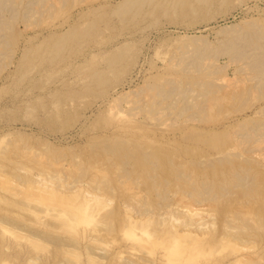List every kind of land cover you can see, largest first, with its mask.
Masks as SVG:
<instances>
[{
	"label": "rangeland",
	"instance_id": "rangeland-1",
	"mask_svg": "<svg viewBox=\"0 0 264 264\" xmlns=\"http://www.w3.org/2000/svg\"><path fill=\"white\" fill-rule=\"evenodd\" d=\"M5 1L0 262L264 264V154L246 149L264 145V73L236 70L251 44L264 54V0ZM187 76L228 85L166 84ZM164 84L166 93L156 90ZM28 171L67 190L65 218L27 198L31 188L4 182ZM203 184L216 194L211 204L188 196ZM85 201L87 221L77 216ZM144 209L150 236L136 229L135 242L129 221ZM172 226L206 235H183L191 250L158 261Z\"/></svg>",
	"mask_w": 264,
	"mask_h": 264
},
{
	"label": "bare ground",
	"instance_id": "bare-ground-1",
	"mask_svg": "<svg viewBox=\"0 0 264 264\" xmlns=\"http://www.w3.org/2000/svg\"><path fill=\"white\" fill-rule=\"evenodd\" d=\"M5 0H3V1H0L1 2V4H3V2H4ZM10 1V0H9ZM9 1H7V2H9ZM129 1V0H128ZM137 1V0H136ZM200 1V0H199ZM6 2V1H5ZM11 2H12V0H11ZM123 2H124V0H123ZM125 2L126 3H128L126 0H125ZM124 2V3H125ZM134 2V1H133ZM204 2H206V1H204ZM10 3V2H9ZM126 3H125V5H126ZM131 3V2H130ZM178 3V2H177ZM1 4H0V6H1ZM132 4V3H131ZM7 5V4H6ZM124 5V4H123ZM5 6V5H4ZM2 7V6H1ZM124 8H125V6H123ZM128 7V6H127ZM125 8V9H128V8ZM1 9V8H0ZM120 9H121V7H120ZM193 10V9H192ZM35 11V10H34ZM125 11V10H124ZM116 12V11H115ZM11 14V13H10ZM17 14V13H16ZM15 14V15H16ZM175 14V13H174ZM12 17V16H11ZM16 17V16H15ZM9 18V17H8ZM13 18H14V15H13ZM10 19V18H9ZM8 19V20H9ZM7 20V21H8ZM10 22V21H9ZM6 24V23H5ZM9 25H11V23H9ZM9 25L7 26V24H6V28H9ZM13 25H11V27H12ZM16 27V26H15ZM0 29H2V27H0ZM2 30H5V31H7L8 32V30H6V29H2ZM18 30H19V28H18ZM252 31V30H251ZM254 31H255V29H254ZM3 33V32H2ZM6 33V32H5ZM69 33V32H68ZM246 33V32H245ZM248 33V32H247ZM249 34H250V31H249ZM64 35V34H63ZM257 35V34H256ZM65 36V35H64ZM63 36V37H64ZM247 36H248V34H247ZM246 36V37H247ZM251 36V35H250ZM249 36V37H250ZM253 36H254V33H253ZM62 37V38H63ZM243 37H245V36H243ZM256 37V36H255ZM62 38H60V39H62ZM242 38V37H241ZM59 39V40H60ZM257 38H255V40H256ZM242 40H244V38L242 39ZM247 40V39H246ZM245 40V41H246ZM234 41H235V39H234ZM233 41V45H234V42ZM248 41V40H247ZM246 41V42H247ZM252 41V40H251ZM258 41V40H257ZM260 41H261V39H260ZM241 42V41H240ZM243 42V41H242ZM246 42H244V43H246ZM244 43H241L242 44V46H248V44H246V45H243ZM250 43H252V42H250ZM250 43H249V45H250ZM261 43V42H260ZM259 43V44H260ZM259 44H254L253 43V45L251 44V46H255V48L259 51L261 48L258 46ZM114 46V45H113ZM62 47V46H61ZM261 47H262V45H261ZM243 48V47H242ZM241 48V49H242ZM245 48V47H244ZM258 48H260V49H258ZM248 49V47L245 49V50H247ZM252 49V48H251ZM250 48H249V50L250 51H252L253 53L252 54H250V55H248V56H245L246 54L245 53H247L248 54V52H249V50H248V52H243V51H239V52H241V53H239L238 52V54H237V56L240 54V55H242V56H240L239 55V58H243V59H246V58H251L250 56H253L251 59H250V61H249V59H247V61H246V64H244V66H238V68H236V70L238 69L239 71L240 70H244V69H247V68H249V69H254V70H257V71H259L260 73L262 72V73H264V54L261 56V52H254L253 50H256V49H253V50H251ZM264 50V49H263ZM250 53V52H249ZM260 54L259 56L257 55V56H255L256 54ZM237 56H236V59H238L237 58ZM121 58V57H120ZM239 61H240V59H239ZM243 60L241 59V62H242ZM245 61V60H244ZM243 61V62H244ZM249 61V62H248ZM248 62V63H247ZM114 64V63H113ZM184 69V71H186V69L187 68H183ZM201 69H199L198 70V72L200 71ZM248 70V69H247ZM207 72H209L210 73V71H207ZM207 72H204L205 74L207 73ZM242 71H240V73H241ZM250 72V71H249ZM253 72V71H252ZM255 72V71H254ZM259 72H257V73H259ZM244 73H245V71H244ZM251 73V72H250ZM199 74V73H198ZM203 74V73H202ZM201 74V75H202ZM211 74V73H210ZM191 75V74H190ZM200 75V76H201ZM257 74H255V77H257L256 76ZM207 77H208V79H210L209 77H210V75L208 76V75H206ZM205 76V77H206ZM249 76V75H248ZM252 76V75H251ZM260 76H263L262 74H260ZM201 77H204V76H201ZM212 77V76H211ZM214 77V76H213ZM219 77V76H218ZM221 77V76H220ZM187 78L188 79H185L184 81L183 80H168V81H166V84L167 83H169L170 81H173L174 83H177L178 84V86L184 91V90H186L189 86H191L192 87V85H193V87H194V85L196 86H199V85H202V86H209V87H216V88H220L221 86H227L228 85V83L226 84H219V83H217V82H215V78L214 79H212L211 78V80H206L205 78H200V79H198L197 78V76H187ZM258 79V81L260 80V78L259 77H257L256 78V80ZM218 80H220V79H218ZM262 80V79H261ZM217 81V80H216ZM260 82V81H259ZM264 84V81L263 82H261L260 84ZM259 84V83H258ZM262 84V85H263ZM147 86H151L152 84H146ZM256 85V84H255ZM262 85H257V86H259V89L258 90H260V86H262ZM253 86H254V84H253ZM263 87V86H262ZM155 88H156V90L157 91H159V90H162V89H164L165 88V84L164 85H158V86H155ZM205 89H206V87H204ZM218 88V89H219ZM222 88V87H221ZM245 88V87H244ZM257 88V87H256ZM169 88L168 87H166L163 91L166 93V91L168 90ZM189 89V88H188ZM191 89V88H190ZM190 91V90H189ZM208 92V91H207ZM250 92V91H249ZM165 93H163V92H160V94L161 95H163L164 97H166L167 96V94H165ZM185 93V92H184ZM209 93V92H208ZM247 94H249L248 92H246ZM166 95V96H165ZM234 99V98H233ZM201 105H199V107H200ZM238 106H240V105H238ZM199 109V108H198ZM238 109V108H237ZM261 125H264V123L263 124H261ZM253 130V129H252ZM259 130V129H258ZM255 131H256V129H255ZM264 131H261V133L262 134H264L263 133ZM256 132H254V134H255ZM259 133V132H258ZM248 136L250 135V134H247ZM252 136V135H251ZM257 136H259V134L257 135ZM247 137V136H246ZM260 138V137H259ZM259 138L258 137H256L255 138V140L256 139H258L259 140ZM250 140H251V138H249ZM249 139H248V141H249ZM261 140H263V139H261ZM261 142V141H260ZM246 145H248V143L246 144ZM246 149H248V151L249 150H252L253 152L255 151H258L257 153H259V154H264V145L262 146V145H256V148H253V146H249V147H246ZM247 151V152H248ZM140 155L142 156V157H147L148 155H149V153H147V152H140ZM145 160V159H144ZM211 165H212V163H211ZM17 168V167H16ZM17 169H19V168H17ZM22 169H26V170H28L26 167H24L23 168V166H21V170ZM6 175V174H5ZM52 175V174H51ZM1 176V175H0ZM46 177H47V175H46ZM46 177H44L43 176V174H39L38 176H34V173L33 172H31V171H28V172H26V174H25V176L24 177H21V178H18V176L17 177H12V176H9V177H4V182L5 183H15V184H19V185H21L22 187L24 186V187H28L29 189L31 188V192L30 193H34L33 194V196L31 195V194H27V195H29L27 198H29V197H32V199H34V201L36 202V203H40V202H42V203H40V205H45V206H43V208H45L46 207V204H49V205H47V207L45 208V209H47V210H49L50 208H48L49 206H51L52 204V206H57L58 207V205L60 206V205H64L65 204V206H61V207H53L52 209L53 210H55V211H58V212H60L61 214H63V217L65 216H67V190H65V191H63V189H60V187L59 186H62L63 188L64 187H66L63 183H59L60 185L58 186L59 188H57V186L55 187V186H52V187H50V186H48L47 184H46ZM49 177H51V176H48V179H49ZM18 178V179H17ZM57 179V178H56ZM62 179V178H61ZM64 179V178H63ZM242 179V178H241ZM246 179V178H245ZM52 180H54V178L52 179ZM67 181V180H66ZM241 181V180H240ZM246 181V180H245ZM48 182V181H47ZM65 182V181H64ZM50 183V182H49ZM56 183V182H55ZM66 184V183H65ZM7 185V184H6ZM52 185V184H51ZM14 186V185H13ZM68 186V185H67ZM78 186V185H77ZM16 187V186H15ZM67 188V187H66ZM65 188V189H66ZM33 189V190H32ZM210 190H211V186H209L208 184H203L202 186H198V187H196L195 189H194V192H188V196H192V198H193V200L194 201H196L198 204H202V201H207V202H209L210 204L213 202L212 200L216 197V194H214V193H211L210 192ZM16 191V190H15ZM74 191V190H73ZM25 192V191H24ZM93 191H91V190H88V189H86L85 190V193H84V196H86V197H92V196H94V197H92L95 201H97L98 200V197L97 196H102L101 194H99V195H97L98 193L96 192H94L95 194L94 195H92L93 193H92ZM72 194V193H71ZM183 194V193H182ZM190 194V195H189ZM26 195V194H25ZM97 195V196H96ZM181 195V194H180ZM186 195V194H185ZM26 197V196H25ZM97 198V199H96ZM38 201H36V200ZM84 199H85V197H84ZM92 199V200H93ZM191 199V198H190ZM69 200V199H68ZM85 200H87V199H85ZM89 200V199H88ZM29 201H31V200H29ZM40 201V202H39ZM70 201V200H69ZM168 201V200H167ZM167 201H166V203H167ZM211 201V202H210ZM99 202V201H98ZM189 202V201H188ZM196 202H194V203H196ZM199 202H201V203H199ZM204 202H203V204H204ZM206 202V203H207ZM45 203V204H44ZM89 203H90V201H85V205L86 206H83L84 208H82V207H78V210H80L81 208V210H80V212H81V216L80 215H78L80 212H78L77 210H76V212H74V213H77L78 212V214H77V216H79L80 218H84L85 216H83V215H89V216H92V214H91V209L90 208H92L91 207V204H90V206H88L89 205ZM191 203V202H190ZM193 203V202H192ZM93 204V203H92ZM97 204V203H96ZM95 204V205H96ZM101 204V203H100ZM17 205V204H16ZM39 205V206H40ZM71 205V204H70ZM84 205V204H83ZM102 205V204H101ZM170 205V204H169ZM209 205V204H208ZM93 206V205H92ZM100 206V205H99ZM167 206V205H166ZM40 207H42V206H40ZM77 207V206H76ZM168 207V206H167ZM30 208V207H29ZM94 208V207H93ZM45 209H44V211H45ZM96 209V208H95ZM102 209V208H101ZM41 210H43V209H41ZM46 210V211H47ZM187 210V209H186ZM191 210V209H190ZM151 210L150 209H144V210H142V211H140V212H138L137 214H135V215H131L132 216V218H131V220L129 221V223H130V226H131V228L132 229H135V231H133L132 229H130V230H132V232L130 231L129 232V234H130V237L133 239V241H135V242H139V240H140V238H141V235H140V233H143V235H146V236H148L149 234H150V232L149 231H146V229L147 228H145V226H144V223L143 222H147L146 224L148 225L149 224V222L151 223V218H152V216H153V214H151V213H153V212H150ZM30 212V211H29ZM71 213H72V211H70ZM47 213V212H46ZM53 213V212H52ZM60 213L58 214V215H60ZM190 213L192 214L193 213V211H190ZM43 214V213H42ZM57 214V213H56ZM83 214V215H82ZM91 214V215H90ZM55 216V215H54ZM57 216V215H56ZM74 216V215H73ZM71 216L72 217V219L73 218H77V216ZM242 216V215H241ZM64 217V218H65ZM71 217H70V219H71ZM129 217H130V215H129ZM160 217H161V215H160ZM82 218V219H83ZM86 218L87 217H85V220H86ZM82 219H80V222H83V220ZM88 219H90V218H88ZM64 220H67V218L66 219H64ZM164 220V219H163ZM240 220H242V217L240 218ZM260 220V219H259ZM74 221V220H73ZM77 221V220H76ZM75 221V222H76ZM79 221V220H78ZM77 221V222H78ZM87 221V220H86ZM85 221V222H86ZM93 221V220H92ZM172 221H173V219H172ZM246 221V220H245ZM84 222V223H85ZM91 222V220L89 221L88 220V223H90ZM260 222V221H259ZM66 222H64V224H65ZM243 223V222H242ZM36 224V223H35ZM161 224V223H160ZM34 225V224H33ZM63 225V224H62ZM144 226V228L142 229V227ZM142 226V227H141ZM162 226V225H161ZM87 227V226H86ZM85 227V228H86ZM141 227V228H140ZM173 227V226H172ZM188 227H190V226H188ZM199 228H201V226L200 227H198V229ZM10 229V228H9ZM71 229V228H70ZM136 229H140V233H137V231H136ZM141 229H142V232H141ZM173 229H174V231L176 232V233H174L175 235L171 238L172 239V241H173V243L172 244H170L169 246H166V247H164V249H163V252L161 253V255H160V257L158 258V261H164L166 258H169V257H172V258H174V257H178V258H180V256H182L185 252H188V250H191V246L190 245H182V243L184 244V241H183V239H181L182 237H183V235H187V234H192V235H197L195 232H194V230L193 231H191L190 229H188L187 228V226H186V229H183V230H180L179 231V229L177 228V227H173ZM172 229V230H173ZM57 230V229H56ZM59 230V229H58ZM73 230V229H72ZM177 231L179 232V233H177ZM7 233V232H6ZM76 233V232H75ZM79 233V232H78ZM148 234V235H147ZM13 235V234H12ZM46 235H50L49 233H47L46 232ZM205 235H206V233H204V232H200V235H197V236H199L200 238L199 239H197L196 241H198V242H200V241H203V237H205ZM223 235V234H222ZM221 235V237H223V238H220L221 240L223 239L224 240V237L226 236V235H224V236H222ZM150 236V235H149ZM148 236V237H149ZM50 237V236H49ZM70 237V236H69ZM185 237V236H184ZM190 237V236H189ZM188 237V238H189ZM191 238V237H190ZM144 239H146V237L145 238H143V240ZM187 239V238H186ZM226 239V238H225ZM23 240V239H22ZM21 240V241H22ZM141 240H142V238H141ZM224 242H228V241H224ZM42 244V243H41ZM63 244H65V243H63ZM6 244H3V246H5ZM33 245V244H32ZM44 245V244H43ZM66 247V246H65ZM3 250H4V248H3ZM67 251V250H66ZM5 252V251H4ZM71 253V252H70ZM92 256V255H91ZM188 256V255H187ZM252 256V255H251ZM73 257V256H72ZM189 257V256H188ZM79 259V258H78ZM5 260V259H4ZM244 261V260H243ZM1 262H3L4 263V261L3 260H1ZM0 262V263H1ZM6 262V261H5ZM256 262V261H255ZM258 262V261H257ZM3 263H1V264H3ZM237 263V262H236ZM246 263V262H245ZM30 264V263H29ZM249 264V263H248Z\"/></svg>",
	"mask_w": 264,
	"mask_h": 264
}]
</instances>
